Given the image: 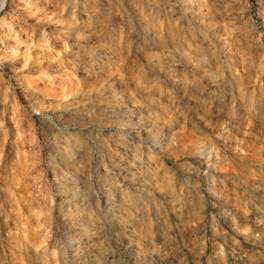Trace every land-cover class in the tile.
I'll return each instance as SVG.
<instances>
[{
	"label": "rangeland",
	"instance_id": "374dc122",
	"mask_svg": "<svg viewBox=\"0 0 264 264\" xmlns=\"http://www.w3.org/2000/svg\"><path fill=\"white\" fill-rule=\"evenodd\" d=\"M0 18V264H143L126 243L264 264V0H6ZM184 163L193 184L168 176ZM167 194L192 223L146 233Z\"/></svg>",
	"mask_w": 264,
	"mask_h": 264
},
{
	"label": "crops",
	"instance_id": "0c3cea01",
	"mask_svg": "<svg viewBox=\"0 0 264 264\" xmlns=\"http://www.w3.org/2000/svg\"><path fill=\"white\" fill-rule=\"evenodd\" d=\"M175 170L173 173L169 172V177L172 178L176 175L185 176L192 182V176L194 171L196 170L194 166L191 163H184L181 165H176ZM175 179V178H174ZM186 180V179H184ZM197 186L196 184H194ZM165 207L166 210L165 214L161 218H155L151 216H144L143 222H142V228L146 233L152 232L154 229H157L159 227V222H162V226L166 228L168 231L173 230L175 228L176 220L180 221V225H189L192 223L191 214L189 213V207H186V209H183V206L180 208V203H186L185 199L179 195H171L167 194L166 197H164ZM177 203V204H176ZM200 216V215H198ZM113 222V219H112ZM129 222V221H128ZM112 225H115L112 223ZM134 225L133 221L131 223H126L125 228H130ZM122 249L125 251H141L142 255H138L137 257L142 259L141 262L143 264H168L169 262V254H161L162 256H159L158 254H153L152 251H162V250H170L166 249L164 245H160L157 243H151V244H144V243H126L124 245H121ZM145 252V253H144ZM129 257V256H128ZM178 264H188V261H185L184 256L179 258ZM129 260V258H127Z\"/></svg>",
	"mask_w": 264,
	"mask_h": 264
},
{
	"label": "bare ground",
	"instance_id": "6f19581e",
	"mask_svg": "<svg viewBox=\"0 0 264 264\" xmlns=\"http://www.w3.org/2000/svg\"><path fill=\"white\" fill-rule=\"evenodd\" d=\"M20 2V1H19ZM23 2V1H22ZM39 2V1H38ZM5 4H6V0H0V15H1V12L3 11L4 7H5ZM27 4V3H26ZM7 6V5H6ZM21 6V5H20ZM26 8H30V6H25ZM4 18V17H3ZM0 23H5V19H2L0 18ZM9 34V33H8ZM66 82V81H65ZM68 83V82H67ZM65 84V83H64ZM67 89L68 90H71L72 89V83L69 85H66Z\"/></svg>",
	"mask_w": 264,
	"mask_h": 264
}]
</instances>
